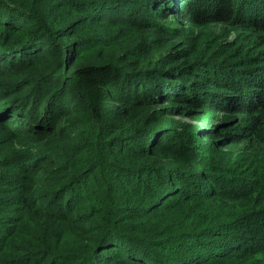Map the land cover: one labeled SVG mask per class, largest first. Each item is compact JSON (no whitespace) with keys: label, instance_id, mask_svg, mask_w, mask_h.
<instances>
[{"label":"trees","instance_id":"16d2710c","mask_svg":"<svg viewBox=\"0 0 264 264\" xmlns=\"http://www.w3.org/2000/svg\"><path fill=\"white\" fill-rule=\"evenodd\" d=\"M236 2L0 0V264H264V12Z\"/></svg>","mask_w":264,"mask_h":264},{"label":"rangeland","instance_id":"374dc122","mask_svg":"<svg viewBox=\"0 0 264 264\" xmlns=\"http://www.w3.org/2000/svg\"><path fill=\"white\" fill-rule=\"evenodd\" d=\"M237 2V6H241L242 8H243V10L242 11H246V12H250L251 10L255 13V12H257V11H262V12H264L263 11V6H264V0H236ZM243 3H245V4H247V5H244ZM240 4V5H239ZM166 5V4H165ZM185 5V4H184ZM254 6H258L257 8H253ZM244 7H246L247 9H245ZM125 10L122 8V7H119V8H115V9H113V10H108V11H106L107 13L105 14V15H112V16H121V15H124V12ZM100 16V15H99ZM37 48H39V45L38 44H36V45H34V46H32V47H30L27 51H29L30 53H32L34 50H36ZM12 57H13V59L14 58H17V53H14V54H10ZM5 56H8V54H0V57L1 58H3V57H5ZM5 65V62L4 63H2L1 61H0V69H3V66ZM223 84H232V83H225V82H228V79L227 80H225V81H221ZM233 83H235V82H233ZM188 87V90L190 89V86H187ZM67 96H65V98H66ZM239 97H236V99H238ZM205 99H207V98H205ZM213 101H216V100H213ZM206 102H207V100H206ZM21 116H22V114H21ZM25 117H29V115L27 114ZM179 120L180 121H186L184 118H179ZM185 180L186 179H180V180H178L179 181V183H181V184H183V183H185ZM182 189V188H181ZM104 254V253H103ZM119 261H121V259H119Z\"/></svg>","mask_w":264,"mask_h":264}]
</instances>
